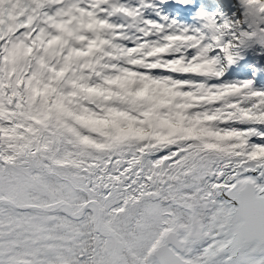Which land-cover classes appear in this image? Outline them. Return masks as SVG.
<instances>
[{
  "label": "snow or ice",
  "instance_id": "obj_1",
  "mask_svg": "<svg viewBox=\"0 0 264 264\" xmlns=\"http://www.w3.org/2000/svg\"><path fill=\"white\" fill-rule=\"evenodd\" d=\"M237 3L0 0V264H264V88L176 78L264 49Z\"/></svg>",
  "mask_w": 264,
  "mask_h": 264
},
{
  "label": "trees",
  "instance_id": "obj_2",
  "mask_svg": "<svg viewBox=\"0 0 264 264\" xmlns=\"http://www.w3.org/2000/svg\"><path fill=\"white\" fill-rule=\"evenodd\" d=\"M206 4L208 5H217L218 6V3H213L211 2L210 0H205ZM226 13V12H225ZM244 57H249L250 58V63L253 64L251 69L249 68H242L243 70H241V72H239V80L242 81V80H245V72L246 74H250L251 78L254 77V74H255V80H256V85L259 87V88H264V55L261 56V55H258V56H253L251 54H245L243 53ZM222 63L223 60H222ZM239 63L241 64V62L239 61ZM225 70L227 71L225 76L219 80L220 82H216L214 81L215 83H225V82H239L238 80H232L231 76H230V73H228V70H227V67L225 68ZM188 80H203V79H200L198 77H192V78H188ZM206 82L209 81V83H212L211 79L208 78V81L205 80Z\"/></svg>",
  "mask_w": 264,
  "mask_h": 264
},
{
  "label": "rangeland",
  "instance_id": "obj_3",
  "mask_svg": "<svg viewBox=\"0 0 264 264\" xmlns=\"http://www.w3.org/2000/svg\"><path fill=\"white\" fill-rule=\"evenodd\" d=\"M213 1H214V3H218V6L221 5L220 6L221 10L225 11L226 12L225 14L229 15L228 17H231L234 12L237 13V17H239V13L236 11H233L232 8L227 3H225L223 0H222V2H219L218 0H213ZM247 51L249 53H252V52L254 53L256 51H260V53H264V49H261L259 47H256V48H253V49H250ZM260 55L263 56L264 54H260ZM238 81H240V80H238Z\"/></svg>",
  "mask_w": 264,
  "mask_h": 264
},
{
  "label": "bare ground",
  "instance_id": "obj_4",
  "mask_svg": "<svg viewBox=\"0 0 264 264\" xmlns=\"http://www.w3.org/2000/svg\"><path fill=\"white\" fill-rule=\"evenodd\" d=\"M219 2H222V0H218ZM225 3H227L233 11H236L239 13V5L237 3V0H223Z\"/></svg>",
  "mask_w": 264,
  "mask_h": 264
}]
</instances>
